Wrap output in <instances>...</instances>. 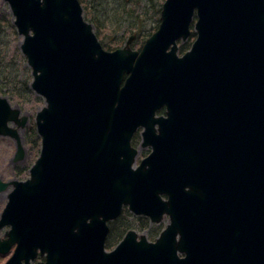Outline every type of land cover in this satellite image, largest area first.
Listing matches in <instances>:
<instances>
[{"label":"water","instance_id":"water-1","mask_svg":"<svg viewBox=\"0 0 264 264\" xmlns=\"http://www.w3.org/2000/svg\"><path fill=\"white\" fill-rule=\"evenodd\" d=\"M5 1L45 105L29 177L0 180V191L12 187L0 214V254L13 248L4 264H264V0H164L140 50L130 39L104 49L79 0ZM192 23L196 37L178 56ZM162 104L167 116L153 117ZM27 119L0 96L14 162ZM138 125L153 150L132 167ZM182 180L201 198L188 221L159 196ZM123 204L152 220L167 210L171 222L154 243L130 231L106 252L107 221Z\"/></svg>","mask_w":264,"mask_h":264},{"label":"rangeland","instance_id":"rangeland-1","mask_svg":"<svg viewBox=\"0 0 264 264\" xmlns=\"http://www.w3.org/2000/svg\"><path fill=\"white\" fill-rule=\"evenodd\" d=\"M163 2L164 0H84V3L80 4L83 18L94 25L93 31L98 34L99 40L108 50H113L117 46L124 47L131 35L134 37L128 46L132 50H138L144 40L158 27ZM117 6H121L122 9L115 10ZM120 10H122L121 13ZM125 10L127 13H124ZM191 32L192 35L185 42H180L179 39L178 47L183 45L186 49L193 42L195 35H193L192 25ZM22 40L23 36L18 33L14 25V16L8 3L0 0V96H5L12 107L18 108L21 115L24 114L28 118L26 125L18 129L20 141L24 147L21 160L13 161L16 150L15 140L0 135L1 181L28 178L29 168L40 151V137L36 133L35 115L45 105V101L30 87L33 77L31 68L20 49ZM181 49H179L180 52ZM11 188L8 186L0 191V214ZM8 228L4 226L0 229V239L5 238ZM11 253L12 249L7 254H0V264H3Z\"/></svg>","mask_w":264,"mask_h":264},{"label":"flooded vegetation","instance_id":"flooded-vegetation-1","mask_svg":"<svg viewBox=\"0 0 264 264\" xmlns=\"http://www.w3.org/2000/svg\"><path fill=\"white\" fill-rule=\"evenodd\" d=\"M92 26L94 28L93 24ZM191 33L192 32L190 30L188 36L184 40L183 39H180L181 41L177 40V43L178 41L185 42L187 38H189V36L192 35ZM193 35H195L196 37L195 32L193 33ZM133 37L134 35L133 36L131 35L130 37H128V39L125 42V45L129 39H130L129 43H131ZM97 38L99 40L98 36ZM99 42L101 43L100 40ZM191 44L186 49L183 48L184 47L183 45L181 47H178V44H177V51H176L177 55L178 56L183 55L190 48ZM102 47L108 50L103 45ZM117 48L119 47L117 46ZM117 48H114V49H117ZM140 48L138 50H140ZM180 48H182L181 52L179 51ZM166 116H167V105L166 104H162L158 108H156L153 114V117L155 118L156 117H166ZM152 127H153L152 136L154 137L156 134L159 133V125L156 123ZM145 130H146V127L144 125H138L133 130V133L129 139V146L132 149H134L136 152L134 155V161H133L132 167L138 166L140 162L145 157H147L150 154V152L153 150L154 140L151 139L152 142H146L147 140H145L143 136V132ZM191 155L192 154L190 153V156ZM160 161L164 162L163 160H160ZM157 163L159 162L157 161ZM190 164H193V162H190ZM155 177L156 179H160L159 176H155ZM193 182H189L188 180L186 181L182 180L180 183L176 184V186L178 187V190L174 188H170L169 187L171 186L170 184H165V186L167 187L166 192L159 193L161 200L163 202H166V207L173 211H179L181 213V216H183V218L185 219L184 221L186 220L188 221V218H189L188 213L196 214V212L199 211L198 209H199V204L201 202V198L199 195V191L197 190ZM156 184L161 185L164 183H156ZM167 191L173 192V194H170ZM156 217H159L157 218L158 220H152V218L146 214H136L129 208L127 204H123L119 214L115 218L107 221L108 231H107L105 241H104V250L106 252L112 251L123 240L126 234L129 233L130 231L134 233L135 241H139L140 237L143 236L145 240L150 243L156 242L157 239L160 237L162 231L165 230L167 225L170 224L171 222L170 213L167 210H162V212ZM132 221H134L135 224L132 223ZM178 238H179V233L176 234V239ZM43 260H44V256L38 255L35 258V260L32 262H35V264H37L38 262H41Z\"/></svg>","mask_w":264,"mask_h":264},{"label":"trees","instance_id":"trees-1","mask_svg":"<svg viewBox=\"0 0 264 264\" xmlns=\"http://www.w3.org/2000/svg\"><path fill=\"white\" fill-rule=\"evenodd\" d=\"M150 1H151V0H150ZM79 2H80V3H84V0H79ZM117 7H118V8L115 9V10H118L119 8L122 9L121 6H117ZM126 11H127V10H125L124 13H127ZM121 12H122V10H120V13H121ZM96 31H97V33L99 32V30H98V25L96 26ZM96 35H98V34H96ZM101 43H102V42H101ZM102 45H103V44H102ZM103 46L106 48L105 45H103Z\"/></svg>","mask_w":264,"mask_h":264}]
</instances>
